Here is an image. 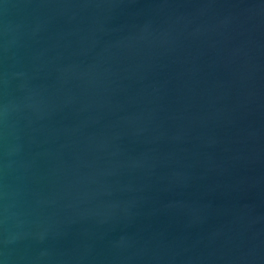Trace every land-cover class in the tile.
<instances>
[{
    "label": "water",
    "instance_id": "95a60500",
    "mask_svg": "<svg viewBox=\"0 0 264 264\" xmlns=\"http://www.w3.org/2000/svg\"><path fill=\"white\" fill-rule=\"evenodd\" d=\"M0 264H264V0H0Z\"/></svg>",
    "mask_w": 264,
    "mask_h": 264
}]
</instances>
